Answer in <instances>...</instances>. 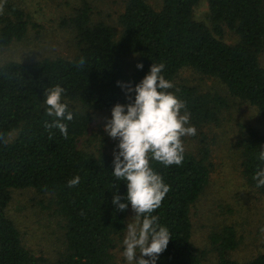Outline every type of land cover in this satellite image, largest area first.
<instances>
[{
    "label": "trees",
    "instance_id": "1",
    "mask_svg": "<svg viewBox=\"0 0 264 264\" xmlns=\"http://www.w3.org/2000/svg\"><path fill=\"white\" fill-rule=\"evenodd\" d=\"M201 1L162 0L156 9L147 0H125L118 17L120 31L96 19L92 4L84 1L64 20L76 32L75 55L0 65V264H118L113 249L126 230L130 202L127 210L119 211L112 199L118 187L124 197L127 184L113 176L112 154L79 147L94 112L134 100L135 93L126 94L117 81L134 87L152 63H163L162 75L174 84L169 91L186 103L190 120L198 125L218 121L227 98L178 83L180 71L190 68L221 81L233 97L254 106L264 118V66L259 58L264 51V0H207L211 26L195 18ZM29 17L16 4L7 3L0 15V45L22 40L31 24ZM224 28L234 31L239 41H224ZM131 56L137 58L133 69L127 67ZM81 57L83 67L78 66ZM138 63L143 67L137 68ZM56 84L66 89L64 101L74 113L73 121H65L67 139L58 129H52L50 136L45 128L54 117L47 114L44 90ZM248 130L241 144L243 175L264 194V187H257L253 179L264 167L258 159L264 134ZM14 132L17 135L10 139ZM208 156L209 149L203 146L199 155L186 150L179 166L150 162L170 185L153 213L172 234L157 264H203V254L192 241L191 211L211 180ZM75 176L80 183L69 187ZM25 188L51 194L55 211L63 218L65 251L55 261L26 246L8 213L13 190ZM214 242L220 257L211 264H264V252L244 262L227 256L238 245L233 226L216 235Z\"/></svg>",
    "mask_w": 264,
    "mask_h": 264
},
{
    "label": "rangeland",
    "instance_id": "2",
    "mask_svg": "<svg viewBox=\"0 0 264 264\" xmlns=\"http://www.w3.org/2000/svg\"><path fill=\"white\" fill-rule=\"evenodd\" d=\"M84 1L92 4L96 19L120 31L118 17L125 0H0L4 5L3 12L6 4L11 2L25 10L31 20L22 40L13 41L8 46L0 45V65L12 60L30 62L75 55L78 51L76 32L64 20L73 15L75 8ZM147 1L156 9L162 5V0ZM209 13L207 0H202L195 7V18L211 26ZM222 39L235 44L239 36L224 28ZM259 58L264 66V51ZM136 62V56L127 58V67L133 69ZM176 81L195 86L202 92L219 93L228 100L218 121L198 125L190 120L197 133L183 138L185 149L196 155L200 154L203 146L208 147L207 163L211 169L210 183L192 207V241L203 254L202 263H214L220 257L219 244L214 242V237L223 234L226 227L233 226L238 245L228 250L227 256L240 262L250 260L264 252V194L250 186L243 175L241 144L248 136V129L264 134V118L254 106L233 97L216 78L186 68L180 71ZM111 115L108 110L94 112L88 132L79 141L81 149L95 154L102 150L113 156L114 151H119L118 139L111 138L104 130V124ZM16 135L17 132L12 133L10 139ZM12 195L8 213L22 231L26 246L50 261L57 260L65 251L64 221L55 211L53 196L33 188L15 189ZM134 215L130 204L126 226ZM126 231L113 249L118 264H128L123 256ZM136 258H139V253Z\"/></svg>",
    "mask_w": 264,
    "mask_h": 264
},
{
    "label": "clouds",
    "instance_id": "3",
    "mask_svg": "<svg viewBox=\"0 0 264 264\" xmlns=\"http://www.w3.org/2000/svg\"><path fill=\"white\" fill-rule=\"evenodd\" d=\"M4 5L0 3V14ZM84 58L79 67L84 66ZM143 64L138 63L137 68ZM163 63H152L150 71L133 87L131 83L117 81L127 93H135L134 100L127 104L116 103L111 109V119L104 124V130L113 139H118L119 151H114L113 176L127 184V194L113 192L112 203L119 211H125L130 202L135 215L127 223L123 240V256L128 264H156L157 258L166 250L172 234L166 226L159 223L153 213L162 205L170 191L161 174L153 169L155 160L165 167L182 165L185 157L184 137L195 136L197 129L190 124L187 105L173 91L174 84L165 79ZM66 89L60 84L44 90L47 114L54 119L45 123L51 136L52 129H58L67 139L68 123L73 121L74 113L64 101ZM264 161V150L258 155ZM253 179L257 187H264V167L259 168ZM80 183L75 176L68 181L69 187ZM123 199V202H121ZM139 253V258H136ZM148 257V259H145Z\"/></svg>",
    "mask_w": 264,
    "mask_h": 264
}]
</instances>
